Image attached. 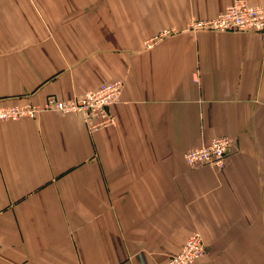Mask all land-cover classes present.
<instances>
[{"label":"crops","instance_id":"crops-1","mask_svg":"<svg viewBox=\"0 0 264 264\" xmlns=\"http://www.w3.org/2000/svg\"><path fill=\"white\" fill-rule=\"evenodd\" d=\"M234 1L0 0V102L124 80L110 126L0 122V264H164L194 230L193 264H264V33L186 30Z\"/></svg>","mask_w":264,"mask_h":264},{"label":"built area","instance_id":"built-area-1","mask_svg":"<svg viewBox=\"0 0 264 264\" xmlns=\"http://www.w3.org/2000/svg\"><path fill=\"white\" fill-rule=\"evenodd\" d=\"M191 31L213 32H259L264 33V5L251 4L247 0H235L217 16L205 19L192 18L187 26ZM177 29L169 28L160 31L146 40L147 46L163 39ZM124 87L122 79L101 83L97 88L87 91L78 100H58L51 104L57 112H72L81 114L86 118L92 130L107 127L115 123V115L111 111L112 104L120 101ZM35 114L38 108H34ZM13 111L6 112L1 116H10ZM233 140L228 136L214 138L206 146L191 148L183 157L191 166L212 164L224 167L226 157L232 148ZM202 234L195 230L187 240L181 251L171 256L165 264H193L205 251L202 242Z\"/></svg>","mask_w":264,"mask_h":264},{"label":"rangeland","instance_id":"rangeland-1","mask_svg":"<svg viewBox=\"0 0 264 264\" xmlns=\"http://www.w3.org/2000/svg\"><path fill=\"white\" fill-rule=\"evenodd\" d=\"M187 30V29H186ZM177 32H178V30H177ZM175 33H172L171 35H169V36H172V35H174ZM169 36H167V37H169ZM166 38V37H165ZM164 39V38H163ZM162 39H160V40H158V41H156V42H154L153 44H150L149 46H147V44H145V46H146V48H151V47H153L156 43H158L159 41H161ZM118 79H121V78H118ZM118 79H115V80H118ZM123 80V79H122ZM111 81H113V80H111ZM124 81V80H123ZM103 82H105V81H103ZM102 83V82H101ZM100 83V84H101ZM99 84V85H100ZM98 85V86H99ZM97 86V87H98ZM97 87H95V88H97ZM95 88H92V89H95ZM89 90H91V89H89ZM89 90H87V91H89ZM86 91V92H87ZM86 92H84V93H82V94H79V95H76V96H73V97H71V98H68V99H63V98H60V97H58V96H55V95H50V96H48L47 98H46V100L42 103V104H39V103H34V102H32V101H22V102H14V103H3V102H0V114L1 115H3V114H5L6 112H9V111H13V113L10 115V116H6V115H4V116H1L0 115V122L1 121H20V120H27V119H37L39 116H40V114H42L43 112H52V113H58V114H73V115H77V116H81L82 118H85V117H83L81 114H77V113H72V112H57V111H54V109L52 108V107H48V106H46V104H51V100H54V102H56V101H58V100H78L79 98H81V96H83ZM122 95V94H121ZM119 102V101H118ZM34 108H38V110L36 111L37 113L35 114V112H34V110H36V109H34ZM85 120H86V118H85ZM86 122H87V120H86ZM87 124H88V122H87ZM89 125V124H88ZM91 129V128H90ZM92 130V129H91ZM225 136V135H224ZM217 137H219V136H217ZM228 137H230V136H228ZM216 138V137H215ZM231 138V137H230ZM214 139V138H213ZM212 139V140H213ZM232 139V138H231ZM211 140V141H212ZM233 140V139H232ZM210 141V142H211ZM209 142V143H210ZM208 143V144H209ZM233 145H234V142H233ZM233 145H232V147H233ZM204 146H206V145H204ZM198 148V147H197ZM226 159H227V157H226ZM226 165V164H225ZM216 167H218V166H216ZM218 168H223V167H218ZM195 231V230H194ZM191 235H192V233H191ZM190 235V236H191ZM190 236L188 237V239L190 238ZM187 239V240H188ZM187 240H186V242H187ZM185 242V243H186ZM202 242L204 243V240H203V237H202ZM185 243H184V245H185ZM183 245V246H184ZM182 246V247H183ZM182 247H181V249H182ZM204 247H205V243H204ZM181 249L179 250V252L181 251ZM179 252H177L176 254H178ZM204 253H205V251H204ZM176 254H174V255H176ZM174 255H172V256H174ZM171 257V256H170ZM169 257V258H170ZM199 259V258H198ZM197 260V259H196ZM167 262V261H166ZM165 262V263H166ZM164 263V264H165Z\"/></svg>","mask_w":264,"mask_h":264},{"label":"bare ground","instance_id":"bare-ground-1","mask_svg":"<svg viewBox=\"0 0 264 264\" xmlns=\"http://www.w3.org/2000/svg\"><path fill=\"white\" fill-rule=\"evenodd\" d=\"M113 105V104H112Z\"/></svg>","mask_w":264,"mask_h":264}]
</instances>
